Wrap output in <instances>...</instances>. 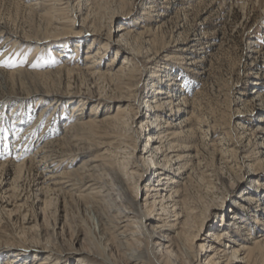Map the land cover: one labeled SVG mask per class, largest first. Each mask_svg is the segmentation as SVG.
Returning a JSON list of instances; mask_svg holds the SVG:
<instances>
[{
	"label": "rangeland",
	"instance_id": "obj_1",
	"mask_svg": "<svg viewBox=\"0 0 264 264\" xmlns=\"http://www.w3.org/2000/svg\"><path fill=\"white\" fill-rule=\"evenodd\" d=\"M263 8L264 0H0V60L19 62L28 53L19 66H0V264L61 256L79 241L86 246L92 226L98 225V217L84 206L87 200L77 197L80 191L57 189L43 165L60 175L80 162L98 165L108 155L114 168L126 170L134 197L138 176L131 174L136 171L131 149L120 141L131 148L143 141L144 117L138 118L132 100L148 98L157 85L173 84L165 88L172 92L167 97L172 111L178 110L171 120L177 122L176 144L189 153L178 185L181 207L189 215L186 238L204 219L205 226H216L222 215L226 219L232 201L254 189L252 179L264 184V148L262 138L255 137L258 118L264 117ZM119 25L132 29L120 39L123 49L110 41L119 38ZM90 29L100 38L87 49ZM125 48L138 50V56L132 58ZM84 50L99 51L84 61ZM148 56L169 66L154 86L155 77L146 75L154 65L147 63ZM51 101L55 106L41 111ZM170 105L162 110L169 113ZM91 111L116 116V128L84 124L66 131L79 116L74 114L89 122ZM112 138L118 141L110 143ZM116 145L112 153L110 146ZM41 156H46L43 162ZM23 160L19 169L16 164ZM102 178L109 184L116 180ZM258 193L261 208L264 194ZM222 200L221 214H214L212 202ZM101 205L106 208L109 199ZM239 216L252 236L264 230V214L253 207H241ZM142 244L149 251L146 238ZM43 246L51 253L42 252ZM195 250L179 256L183 264H196ZM22 254L25 261L19 259ZM63 255L69 259L62 264H72L70 254Z\"/></svg>",
	"mask_w": 264,
	"mask_h": 264
},
{
	"label": "bare ground",
	"instance_id": "obj_2",
	"mask_svg": "<svg viewBox=\"0 0 264 264\" xmlns=\"http://www.w3.org/2000/svg\"><path fill=\"white\" fill-rule=\"evenodd\" d=\"M258 1L261 2L262 0ZM163 13L160 12L159 15H165ZM145 30L144 28L143 31ZM115 31L119 38L110 39V41L113 45H117L118 49H123L118 46L121 45L120 39H123L132 29L119 25ZM88 35H91V41L87 43V49H90L92 42H97L100 37L98 32L93 29H90ZM105 45H107V42H105ZM99 46L97 47L100 48L101 46ZM125 49L127 51H124L132 58L138 56V50ZM98 51L84 50V61L92 59V56L96 55ZM251 51L257 50L252 49ZM59 56H62V54ZM148 57L147 63L154 65L149 67L153 68L152 73L146 75L155 77L151 82L154 86V81L161 82L159 76L169 66L165 62L158 64L159 61H156L153 58L154 56ZM161 58L168 59L166 56ZM187 58H190L189 55ZM122 62L124 61L122 60ZM146 69L148 70L147 67ZM252 83L258 85L256 80ZM172 85L169 82L165 84V87ZM165 87L157 85L149 89L148 98L143 99L142 96H139L136 100H132L136 107L135 113H140L138 118L144 117V120L139 124V126H142V131H146L141 132L140 137L143 138V141L132 145V148L131 145H128L129 143L120 141L122 145L131 149L132 168L136 169V173L131 171V174L138 176V182L133 185L134 197H131L128 193L126 170L121 171L114 168L113 160L107 157L108 155L102 156L98 165L96 163L91 164L92 162H80L68 172H62L60 175H54L52 169L50 170L46 164L43 165V169L47 168L45 171L49 172L46 177L50 179L52 184L57 186V189L80 191L77 197L84 201L86 199L87 202L84 206L90 208L98 217V225L94 223V226H92L91 234L89 233L90 237L86 239V246L83 245V241L78 242L75 240L78 243L76 245L72 244L71 248L64 250L62 253L70 254L72 264H183V260L179 256L191 254V247H195L196 264H260L264 257V230L254 237L238 221L241 207H253L254 212L264 214V204L259 208L257 199L258 191L264 194V184L256 181L257 179H252L254 189L243 192L240 198L241 201H232L231 211L226 215V219L222 215L219 218L220 222L215 223L216 226L210 223L205 226L206 221L204 219L198 224L196 232L190 238H186L187 235L185 237L187 227L190 226L188 223L189 215L181 207L184 200L180 195L178 185L184 173L186 163V161H183L184 157L188 156L189 153L184 152L183 147L181 148L179 144H176L177 133L173 128L177 125V122L172 123L171 120H175L172 115H175L178 110L176 112L172 111L174 106L170 105L172 101L167 98L172 92ZM253 92L257 96L261 95L256 90H253ZM159 93H164V95L159 97L157 96ZM179 97L183 98L182 95L178 94L177 98ZM168 104L170 105V112L165 113L162 109L164 105ZM54 106L55 102L51 101L41 108V111H46ZM71 107L72 109H78L76 104H72ZM162 112L168 117L162 118ZM78 114V117L74 116ZM74 115V121L70 125L68 124L69 128L66 131L75 128L83 129L84 124L104 125L106 128L104 130L116 128V123L112 122V119L116 116L108 113L100 116V114L96 115V112L91 111L89 115L92 117H90L89 122L82 120L81 114L78 112ZM146 118L150 119V123L147 124ZM258 119L262 122L256 125L255 137L257 134L259 138H262L260 147L264 148V117L261 116ZM112 139L110 143L118 141L115 138ZM119 147V145L110 146L112 153L117 151ZM42 148L35 151L34 154H40ZM72 156L75 157L76 155L72 154ZM43 157L46 158V156H41V162H43ZM16 165L19 169L22 168L24 160ZM96 166L101 167V170L92 173L90 170L97 168ZM249 172L253 176H260L258 170ZM146 174L148 175L141 184L140 179ZM103 175L112 176L116 180L113 184L106 183L102 178ZM73 176L76 177L75 179L86 176V180L74 181ZM256 187L258 188L255 189ZM108 199L109 205L103 208L101 204ZM229 202L231 203V201ZM225 203V200L212 202V212L221 214ZM191 213H195V210L189 212V214ZM135 221H138V223ZM261 221L264 223V217ZM235 224H237V226H234L236 230H233L232 225ZM173 233L175 236L172 235ZM145 238L149 242V251L142 244ZM42 250L47 254L51 253V250L45 246L42 247ZM63 254L53 258L39 259L35 264L66 263L69 258H65ZM24 255L22 254L19 259L25 261Z\"/></svg>",
	"mask_w": 264,
	"mask_h": 264
},
{
	"label": "snow or ice",
	"instance_id": "obj_3",
	"mask_svg": "<svg viewBox=\"0 0 264 264\" xmlns=\"http://www.w3.org/2000/svg\"><path fill=\"white\" fill-rule=\"evenodd\" d=\"M16 55H20L17 53ZM28 53L23 54V59H21L19 62H17L15 59H4L0 60V66L2 67H16L19 66L20 64L24 63L26 61ZM34 67L36 66L35 64L33 65Z\"/></svg>",
	"mask_w": 264,
	"mask_h": 264
}]
</instances>
